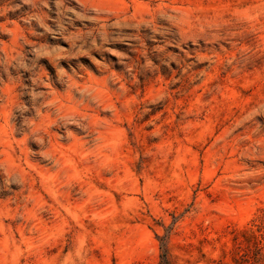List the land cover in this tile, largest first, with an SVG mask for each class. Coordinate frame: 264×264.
<instances>
[{
	"label": "rangeland",
	"instance_id": "374dc122",
	"mask_svg": "<svg viewBox=\"0 0 264 264\" xmlns=\"http://www.w3.org/2000/svg\"><path fill=\"white\" fill-rule=\"evenodd\" d=\"M0 264H264V0H0Z\"/></svg>",
	"mask_w": 264,
	"mask_h": 264
}]
</instances>
